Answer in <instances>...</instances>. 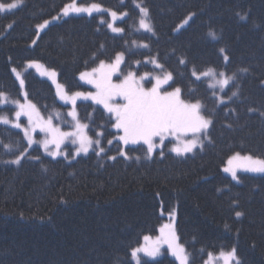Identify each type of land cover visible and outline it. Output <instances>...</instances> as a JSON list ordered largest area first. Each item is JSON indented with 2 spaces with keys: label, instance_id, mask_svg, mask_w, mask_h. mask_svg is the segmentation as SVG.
Here are the masks:
<instances>
[{
  "label": "trees",
  "instance_id": "16d2710c",
  "mask_svg": "<svg viewBox=\"0 0 264 264\" xmlns=\"http://www.w3.org/2000/svg\"><path fill=\"white\" fill-rule=\"evenodd\" d=\"M73 2L125 12L124 31L111 33L100 14L64 17ZM140 7L151 33L138 28ZM117 53L124 55L122 73H171L166 89L179 87L186 102H201L212 121L203 146L177 156L165 145L148 158L145 146L114 140V121L101 107L81 101L78 119L105 153L68 161L29 148L13 127L14 102L25 95L44 117L66 110L56 84L67 94L91 90L79 74ZM153 60L162 68L147 64ZM209 68L235 76L223 105L192 75ZM45 70L56 71V83L40 74ZM0 93L7 99H0V117L10 121L0 122V264H134L132 250L158 235L172 212L189 264L232 249L239 264H264V175L238 173L236 181L223 171L236 153L264 159V0H22L0 12ZM139 260L178 264L165 251Z\"/></svg>",
  "mask_w": 264,
  "mask_h": 264
},
{
  "label": "snow or ice",
  "instance_id": "6c2138e0",
  "mask_svg": "<svg viewBox=\"0 0 264 264\" xmlns=\"http://www.w3.org/2000/svg\"><path fill=\"white\" fill-rule=\"evenodd\" d=\"M22 3V0H13L11 3H0V12L5 10L16 9L18 5ZM108 11L101 8L98 3H92L87 7H78L76 4H66L62 10L64 17H68L71 13H88L91 15L93 12ZM140 12L144 17L148 16V10L141 7ZM108 14L112 20L117 19L116 11H109ZM125 15H127L125 13ZM103 23V21H101ZM49 21H45L38 26L37 32L44 29ZM108 29L113 33H121L124 30L120 27H114L113 23L107 24ZM139 27L141 29L152 31L149 23L144 18L139 20ZM215 39V37H213ZM35 43V41H33ZM146 46V45H145ZM224 50L222 49L221 52ZM224 61L227 63L229 57L224 56ZM124 62L123 53H117L114 61L111 63H105L100 61L98 67L92 68L90 71H84L79 74V79L85 84L91 85L95 91L81 92L77 91L71 94H67L60 84H56L58 89V98L67 103H70L73 107L68 111V117L72 118L73 124L70 131H63L59 125H54L52 119L42 120L39 118V114L36 112L35 105L29 103L27 105L17 102V111L15 116L17 120L22 116H27L29 125L33 131L39 129L44 133L45 139L43 141H36L31 136L27 128L23 129L24 137L27 139L29 147L34 143H40L45 153L55 159L57 156L65 155L61 151V146L65 144V141H70L75 146V152L72 154L73 159L80 154H88L89 150L95 145L96 155L100 156L105 153V148L101 146L99 139L93 140L85 131L88 128L87 124H82L77 117V100L82 99L85 101H92L96 105L102 106L104 111L109 114V119L114 121L112 127L119 133L114 139L118 140L122 145H143L146 146L147 157L151 158L154 150L161 148L165 145V141L171 137L176 141L171 146L169 151L175 153L178 156H183L185 153H192L195 148L203 146V140L208 138V129L212 123L210 119H206L201 114L202 104L200 101L186 102L182 99V90L177 87L172 91H167L164 86H169L170 81H173L171 73L154 77V83L152 79L147 76H140L136 78L135 74L131 71L127 73L119 82L113 81V76L119 71H122L121 65ZM158 68H162V65L158 64L155 60L151 61ZM181 64L187 65V61L181 60ZM29 68L40 69L41 64L37 62H29ZM16 72V69H13ZM42 76H48L52 78L53 83H56L55 78L57 73L54 70H45L40 73ZM192 75L197 81H200L202 77L209 78V89H219L220 93H224L226 87L230 85L235 79V76H228L225 72L221 71L216 73L213 69L209 68L203 73L197 74L196 70H193ZM20 81L21 88L24 87V80L17 76ZM148 79L152 86L145 87L144 81ZM219 105H223L228 101H225L222 96L213 92ZM236 92H232V96H236ZM0 99L7 102L3 93H0ZM229 100L231 97L228 98ZM35 116V119H34ZM0 122L8 124L10 121L8 117H0ZM14 128L20 129V123H14ZM101 133H97L100 136ZM157 140L159 143H157ZM113 140H109L108 144L111 145ZM50 146H53L50 148ZM119 156L129 159L124 148L119 149ZM164 155L163 152L160 153ZM23 158L17 156L11 161L12 164H19ZM65 155V159H67ZM110 160H115V156L108 157ZM139 159V157H137ZM228 166L223 168L225 173H230L233 180H237V169H243L250 173L264 174V159H254L250 155L241 156L239 153L229 157L227 161ZM239 218L242 214L240 212L235 213ZM169 226L165 225L161 229V237L156 241H150V237H144L145 245L132 250L131 255L133 259L137 260V264H141L138 259L139 253H144L147 257H157L160 255L161 245H167V249L170 254L175 257L178 264H189V257L185 252L183 245L177 241V236L174 230L169 229L165 231ZM220 259L224 264H230V261L236 260V264L239 261L236 257V250L232 249L228 252H221ZM205 264H212V255L209 254V259L205 261Z\"/></svg>",
  "mask_w": 264,
  "mask_h": 264
},
{
  "label": "rangeland",
  "instance_id": "374dc122",
  "mask_svg": "<svg viewBox=\"0 0 264 264\" xmlns=\"http://www.w3.org/2000/svg\"><path fill=\"white\" fill-rule=\"evenodd\" d=\"M76 4V6H78V7H87V6H89V5H81V4H77V3H75ZM101 8L102 9H105V10H108V11H100V12H93L92 14H100L102 17H101V21H103V22H105V24H106V26H107V24L108 23H113V25H114V27H120L119 26V24L121 23V22H123L124 21V19H125V17H126V15H125V12H117V19L115 20V21H113L112 20V18H111V16L108 14V12L109 11H113V10H109V9H106V8H104V7H102L101 6ZM141 8V7H140ZM139 8V9H140ZM71 14H85V15H89L88 13H71ZM140 14H141V16H140V19L141 18H144L145 20H146V22L147 23H149V20H148V16L147 17H144L143 15H142V13L140 12ZM51 21H55L54 19L53 20H51ZM50 21V22H51ZM150 24V23H149ZM151 26V25H150ZM108 28V27H107ZM138 28L140 29V30H142V31H144V32H147V33H151V32H149L148 30H145V29H141L140 27H139V24H138ZM110 30V29H109ZM110 32L111 33H113L111 30H110ZM122 33V32H121ZM121 33H113V34H121ZM114 61V60H113ZM113 61H111V62H113ZM110 62V63H111ZM146 63V62H145ZM107 64V63H106ZM148 65H150L152 68H154V69H159L158 67H156V65L155 64H153L152 62L149 64V63H147ZM122 65H123V63H122ZM122 65H121V68H122ZM140 64L139 63H136L135 64V66L137 67V66H139ZM215 71V70H214ZM131 72H133L134 74H135V76H136V78H139L140 76H147L149 79H152V83H154V77H156V76H160L161 78L164 76V75H166V74H168V73H159V72H157V71H146V70H142L139 74H137V73H135V71H131ZM216 73H219V72H217V71H215ZM128 73V72H127ZM127 73H122L121 71H119L117 74H115L114 76H113V81L114 82H119V80H122L123 79V77L125 76V75H127ZM202 78H204L205 80H206V82H207V85L210 83V79L209 78H205V77H202ZM144 85H145V87H151L152 86V83H149L148 82V79H146L144 82ZM170 83V82H169ZM231 83V82H230ZM165 87V89H166V87L167 86H164ZM228 87V86H227ZM226 87V88H227ZM175 88H173V89H166L167 91H172V90H174ZM89 91H95V89L94 88H92L91 90H89ZM212 91L213 92H215L217 95H220V96H222V93H220V91H219V89L217 88V89H215V90H213L212 89ZM83 92H88V91H83ZM23 95V94H22ZM223 98V97H222ZM22 99H23V101H21V100H18V101H16V102H14V106H15V108H16V111L18 110L17 109V102L18 103H20V104H24V105H27V104H29L30 102L28 101V99L26 98V96L25 95H23V97H22ZM224 99V98H223ZM225 100V99H224ZM81 101H84V102H91L92 104H94L92 101H90V100H88V101H85V100H82V99H78L77 100V103L78 102H81ZM94 105H96V104H94ZM96 106H98V107H101L102 108V106H100V105H96ZM72 105L70 104V103H68L67 104V108H66V110H56V111H54L53 112V114H52V116H48V117H44L41 113H40V111L36 108V112L39 114V118L40 119H42V120H48L49 118H51L52 119V122H53V124L54 125H59L60 127H61V129L63 130V131H70L71 130V127H72V124H73V121H72V118L71 117H68V115H67V113H68V111H70L71 109H72ZM103 109V108H102ZM104 110V109H103ZM15 111V112H16ZM76 111H77V107H76ZM108 114V113H107ZM201 114L202 115H204L205 116V114L203 113V111L201 110ZM77 117H78V113H77ZM14 118H15V121H14V123H20L21 124V128L19 129V130H21V132L23 133V135H24V131H23V129H25V128H27L28 130H29V132H30V134H31V136L33 137V139L34 140H36V141H43L44 139H45V136H44V133H42V132H40L39 131V129H36L35 131H33L32 129H31V127H30V125H29V121H28V118H27V116H24V115H22L18 120H17V118H16V116H14ZM205 118L206 119H210V118H208L207 116H205ZM34 119H35V116H34ZM80 121V120H79ZM81 122V121H80ZM82 123V122H81ZM82 124H84V123H82ZM114 129V128H113ZM115 130V129H114ZM209 130V129H208ZM86 131V130H85ZM87 132V131H86ZM117 132V131H116ZM88 134V133H87ZM117 135H119V133L117 132ZM116 135V136H117ZM24 139H25V137H24ZM93 139V138H92ZM208 139V138H207ZM207 139H204L203 140V142H205ZM93 140H96V139H93ZM100 140V139H99ZM115 140V139H114ZM25 141H26V143H27V145H28V142H27V139H25ZM116 141H118V140H116ZM119 142V141H118ZM120 143V142H119ZM157 143H159V141L157 140ZM176 143V141L175 140H173L171 137H169L166 141H165V145H167V149H168V151H169V149L171 148V146L173 145V144H175ZM164 145V146H165ZM124 147H125V145H123ZM164 146H162L161 148H157L156 150H160V149H162ZM28 147H29V145H28ZM32 147H37V148H39V149H41V151L43 152V154L44 155H46V156H48L46 153H45V151H44V149L42 148V146H41V144L40 143H34L33 145H31L29 148H32ZM51 147H53V146H50V148ZM146 147V146H145ZM199 148V147H198ZM195 149H197V148H195ZM194 149V150H195ZM92 150H97L96 149V147H95V145H93V148H91L90 150H89V152L90 151H92ZM125 150V149H124ZM156 150H154V152L156 151ZM193 150V151H194ZM61 151L63 152V153H65V155H67V159L66 160H68V161H71V160H75L76 158H78L79 156H84V155H86V154H80V155H78V156H76L74 159H73V157H72V154L75 152V146L74 145H72L71 144V142L70 141H65V144L64 145H62L61 146ZM153 152V153H154ZM170 152V151H169ZM171 153V152H170ZM172 154H174V155H176L175 153H172ZM187 154H191V153H185L183 156H185V155H187ZM65 155H60V156H57L56 158H63V159H65ZM178 156V155H177ZM241 156H245V155H241ZM48 157H50V158H52L51 156H48ZM254 158V157H253ZM254 159H258V158H254ZM227 166H228V164H227ZM238 173H245V174H250V175H264V174H261V173H250V172H247V171H244L243 169H237V174ZM230 177H231V174L230 173H227ZM237 178H238V176H237ZM237 181V180H236ZM166 218H167V220H166V222L164 223V225H163V227H161L160 228V230H159V234L158 235H156V236H151L150 237V241H156L157 240V238H159V237H161V235H162V233H161V229L162 228H164V226L165 225H168L169 226V228L168 229H165V231L167 232V231H169V229H171V230H174L175 231V222H176V213L175 212H172L171 214H168V215H166ZM175 233H176V231H175ZM177 236V235H176ZM178 241V240H177ZM145 243H146V241H145V239L143 240V242H142V244L140 245V246H138V247H141V246H143V245H145ZM179 243V242H178ZM137 247V248H138ZM166 252V253H168L170 256H172L171 254H170V252L168 251V249H167V245H161V248H160V255H158L157 257H147L144 253H139L138 254V259H140V257L141 256H146L148 259H155V258H158V257H160L162 254H163V252ZM185 252H186V250H185ZM186 254H187V252H186ZM212 255V264H224V262H223V260L222 259H220V254H211ZM173 257V256H172ZM174 259H175V257H173ZM209 259V256H208V258L205 260V261H207ZM176 260V259H175ZM132 261H133V263L134 264H137V260H135V259H133L132 258ZM177 263H178V261H176ZM203 264H205V262L203 263ZM230 264H236V260H233V261H230Z\"/></svg>",
  "mask_w": 264,
  "mask_h": 264
}]
</instances>
